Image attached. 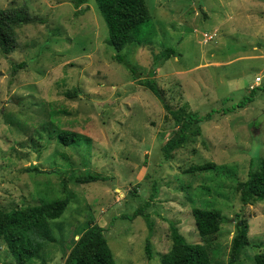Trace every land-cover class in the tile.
Instances as JSON below:
<instances>
[{
    "label": "rangeland",
    "instance_id": "obj_1",
    "mask_svg": "<svg viewBox=\"0 0 264 264\" xmlns=\"http://www.w3.org/2000/svg\"><path fill=\"white\" fill-rule=\"evenodd\" d=\"M147 3L158 33L149 44L128 45L127 59L148 78L155 54L174 46L179 54L153 76L166 103L203 116L212 112L201 134L170 159L163 146L179 127L115 59L96 0L77 8L74 0H0V9L24 5L45 18L18 29L14 51L0 49V211L70 197L62 217L51 221L57 241L31 264H66L91 224L105 228L117 264H162L173 243L171 222L189 242L207 241L197 230L195 206L224 216L208 240L213 262H229L243 220L251 244L234 264H255L254 255L264 251V200L244 205L239 187L264 156V0ZM253 89L256 98L231 112ZM60 130L83 138L62 145ZM207 162L214 167L188 170ZM87 170L108 179L81 184L67 178ZM139 208L150 215L152 231L143 214L136 215ZM15 262L0 241V264Z\"/></svg>",
    "mask_w": 264,
    "mask_h": 264
},
{
    "label": "trees",
    "instance_id": "obj_2",
    "mask_svg": "<svg viewBox=\"0 0 264 264\" xmlns=\"http://www.w3.org/2000/svg\"><path fill=\"white\" fill-rule=\"evenodd\" d=\"M89 0H74V5L80 7ZM101 14L108 27V40L116 50L115 59L123 63L133 74L135 80L153 92L169 110L178 125L177 133L163 146L166 159L172 153L193 141L202 132V123L212 119V112L207 116L197 112L173 110L164 99L162 89L153 78L159 69L171 56L178 55L177 48L169 46L155 54L154 65L150 70V77L142 78L138 67L127 59L123 52L128 45L137 43L145 45L152 42L157 35V27L152 20L147 0H96ZM44 23L45 18L32 14L22 6H11L0 9V49L9 54L17 47L18 29L26 24ZM25 62L18 66L23 67ZM16 67V66H15ZM17 68H14V73ZM75 94V91H72ZM256 98V90L230 108L233 112L244 108ZM215 111V110H213ZM227 112V110H226ZM58 142L65 146L78 144L82 135L69 130H60L56 133ZM214 167L213 162L192 165L188 170L207 171ZM43 172L38 167L30 168ZM69 180L85 184L96 181H105L107 176L97 171L72 172L67 175ZM241 201L244 205L252 201L264 200V156L255 159L249 171L248 178L239 184ZM70 197L54 198L42 201L40 204L0 211V241H3L16 262L11 264H31L34 260L44 258L50 244L57 241L51 221L57 220L65 213ZM149 204V203H147ZM193 216L200 236L207 240L205 243H191L179 231L175 222H171L172 247L161 258L162 264H234L239 253L251 244L249 224L241 221L237 232L232 239L229 262H213L210 237L216 235L224 221L222 212L217 208L193 207ZM136 215L143 214L150 231L153 223L148 213L139 208ZM105 228L99 224H91L78 238L71 248L66 264H117L113 251L105 236ZM150 237L147 238L146 252L152 258ZM255 264H264V251L254 255Z\"/></svg>",
    "mask_w": 264,
    "mask_h": 264
},
{
    "label": "built area",
    "instance_id": "obj_3",
    "mask_svg": "<svg viewBox=\"0 0 264 264\" xmlns=\"http://www.w3.org/2000/svg\"><path fill=\"white\" fill-rule=\"evenodd\" d=\"M261 80V77H257L256 78V83H258V81H260Z\"/></svg>",
    "mask_w": 264,
    "mask_h": 264
}]
</instances>
